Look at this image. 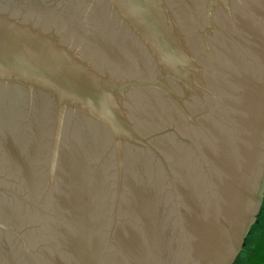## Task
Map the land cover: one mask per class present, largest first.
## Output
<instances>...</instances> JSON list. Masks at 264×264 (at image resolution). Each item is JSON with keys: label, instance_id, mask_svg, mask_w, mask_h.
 <instances>
[{"label": "water", "instance_id": "95a60500", "mask_svg": "<svg viewBox=\"0 0 264 264\" xmlns=\"http://www.w3.org/2000/svg\"><path fill=\"white\" fill-rule=\"evenodd\" d=\"M264 202V0H0V264H233Z\"/></svg>", "mask_w": 264, "mask_h": 264}, {"label": "crops", "instance_id": "0c3cea01", "mask_svg": "<svg viewBox=\"0 0 264 264\" xmlns=\"http://www.w3.org/2000/svg\"><path fill=\"white\" fill-rule=\"evenodd\" d=\"M255 261H264V220H262L256 237L245 252L241 264H253Z\"/></svg>", "mask_w": 264, "mask_h": 264}, {"label": "trees", "instance_id": "16d2710c", "mask_svg": "<svg viewBox=\"0 0 264 264\" xmlns=\"http://www.w3.org/2000/svg\"><path fill=\"white\" fill-rule=\"evenodd\" d=\"M262 220H264V202H262L259 214L257 216V219L254 223V225L251 227V230L247 236V238L245 239V243H244V247L243 250L241 251V253L239 254V256L237 257V259L235 260V262L233 264H241L244 258V254L247 251L248 247L250 246L248 244V240L251 234H254V230L257 228H261L262 225Z\"/></svg>", "mask_w": 264, "mask_h": 264}, {"label": "rangeland", "instance_id": "374dc122", "mask_svg": "<svg viewBox=\"0 0 264 264\" xmlns=\"http://www.w3.org/2000/svg\"><path fill=\"white\" fill-rule=\"evenodd\" d=\"M257 233H258V229L256 228L254 230V234H251L250 237H249V240H248V244L249 245L251 244V242L253 241V239L256 237Z\"/></svg>", "mask_w": 264, "mask_h": 264}, {"label": "clouds", "instance_id": "9594fccd", "mask_svg": "<svg viewBox=\"0 0 264 264\" xmlns=\"http://www.w3.org/2000/svg\"><path fill=\"white\" fill-rule=\"evenodd\" d=\"M253 264H264V261H255Z\"/></svg>", "mask_w": 264, "mask_h": 264}]
</instances>
